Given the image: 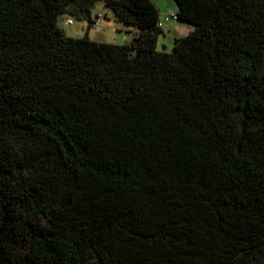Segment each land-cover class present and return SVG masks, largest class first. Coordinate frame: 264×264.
Instances as JSON below:
<instances>
[{"label": "trees", "instance_id": "trees-1", "mask_svg": "<svg viewBox=\"0 0 264 264\" xmlns=\"http://www.w3.org/2000/svg\"><path fill=\"white\" fill-rule=\"evenodd\" d=\"M96 1L0 0V264H264V0Z\"/></svg>", "mask_w": 264, "mask_h": 264}, {"label": "rangeland", "instance_id": "rangeland-1", "mask_svg": "<svg viewBox=\"0 0 264 264\" xmlns=\"http://www.w3.org/2000/svg\"><path fill=\"white\" fill-rule=\"evenodd\" d=\"M155 6L158 8L160 20L162 23V33L159 34L157 39V49L163 50L167 53H172L174 39L183 37L193 30L194 26L177 20L166 19V14L176 13V5L173 0H153ZM99 17L98 27L90 28L88 31V38L92 41L123 44L129 42L132 38L131 33L125 32L128 26L120 21H117L111 11H109L102 3L97 0L92 9V18ZM68 20L66 16L59 19V27L64 31L67 36L79 37L83 35L82 27L87 26L86 22H78L71 19L72 24L67 26L64 22ZM127 35V40L123 39V36ZM4 242L8 241L4 238ZM6 251L14 257H17L24 251V247L20 245L7 244Z\"/></svg>", "mask_w": 264, "mask_h": 264}, {"label": "built area", "instance_id": "built-area-1", "mask_svg": "<svg viewBox=\"0 0 264 264\" xmlns=\"http://www.w3.org/2000/svg\"><path fill=\"white\" fill-rule=\"evenodd\" d=\"M165 18H166V19H169V20H177L176 14H175V13H172V12L166 14V17H165ZM64 24L67 25V26H70V25L72 24L71 19L66 20V21L64 22ZM98 25H99V17L96 16V18L93 19V23L91 24V26H93V27H98ZM161 26H162V23H161V20H160V21L158 22V27L161 28Z\"/></svg>", "mask_w": 264, "mask_h": 264}, {"label": "crops", "instance_id": "crops-1", "mask_svg": "<svg viewBox=\"0 0 264 264\" xmlns=\"http://www.w3.org/2000/svg\"><path fill=\"white\" fill-rule=\"evenodd\" d=\"M90 28H93V26H89V27L86 26L85 28L82 27L81 29H82L83 33L88 34V31H89ZM125 32L131 33V35L133 37V35L135 34V29L132 26H128V28L126 29ZM123 39L126 41L127 40V35L123 36Z\"/></svg>", "mask_w": 264, "mask_h": 264}]
</instances>
